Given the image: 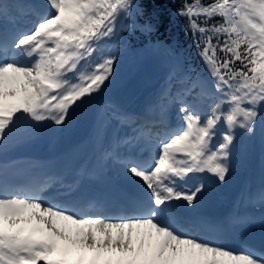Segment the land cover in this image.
Returning <instances> with one entry per match:
<instances>
[{"label":"snow or ice","instance_id":"snow-or-ice-1","mask_svg":"<svg viewBox=\"0 0 264 264\" xmlns=\"http://www.w3.org/2000/svg\"><path fill=\"white\" fill-rule=\"evenodd\" d=\"M45 3L30 28H0V149L21 131L67 126L104 91L117 60L104 44L138 8L135 0ZM176 14L208 80L184 89L174 125L148 120L124 141H146L139 154L117 157L137 194L113 209L58 201L48 182L0 180V264H264V246L209 237L176 212L197 206L206 175L225 181L237 131L254 134L264 115V0H183ZM10 19L0 0V22ZM258 195L264 203V189Z\"/></svg>","mask_w":264,"mask_h":264},{"label":"bare ground","instance_id":"bare-ground-1","mask_svg":"<svg viewBox=\"0 0 264 264\" xmlns=\"http://www.w3.org/2000/svg\"><path fill=\"white\" fill-rule=\"evenodd\" d=\"M14 1L20 2L22 0ZM27 1L32 5H36L35 11L43 13L47 10L45 0ZM104 49L106 53L119 54L117 48L106 49L104 46ZM161 52L162 49L157 45H149L136 51L134 50V52H130L124 57H117L115 74L111 83L100 95L78 111L67 126L57 127L49 124L45 127L21 131L6 142L5 147L0 149V163L26 156L33 166L46 168L47 165L45 163L51 162L52 159L59 155H66L73 150L81 148L87 156V172L91 171L90 163L93 157L99 160L111 175L123 179L133 186L126 178L123 166L112 162L106 154L112 153L115 157L123 156L120 153L121 148L130 152L129 150L133 149L134 151L141 145H132L131 149L122 144L118 145L122 139L115 131L117 119L115 115L116 113H122L124 110L128 113L139 112L140 110L150 114L158 112L159 92L154 94V98L150 97L147 103L141 102L139 95L146 92L152 83L151 80L142 79L143 76L147 77L144 69L145 60ZM162 67L163 70L167 65L162 64ZM164 74L167 75V72ZM131 77L141 78L142 90L139 91L138 87L140 85H137L129 89L122 100L115 98L114 96L118 91L128 88V80L129 82L133 81V79H130ZM156 82L160 83L161 80L158 79ZM162 83H169V76L166 77L165 81L162 80ZM160 86L159 88H161ZM180 90L181 88H178V91ZM135 91L139 95H135ZM106 100L110 101L109 105L104 104ZM176 110V106L171 108V112ZM256 126L258 136H255V132L254 134H248L244 130L242 131L246 139L244 142L240 133H236V141L231 154V170L227 174L225 181L220 182L211 174L206 175L204 177L206 187L197 206L194 208L179 206L176 209L181 212L184 209L188 210V214L182 215L184 221H194L199 212L209 207L213 208L215 206L216 209L214 211L216 212L220 211L221 208H232L233 205L236 207L238 205L236 199L242 201L248 193L260 192L264 189V154H261V162L256 160V153L260 147L257 144L258 138L260 145H262L261 149L264 151V121H262V116ZM59 170L62 173L68 172V168H60ZM55 173H59V171ZM58 176L61 177L60 174ZM67 177L66 175L62 176L64 179ZM58 181H60V178ZM239 190L241 191L238 192ZM260 225L261 228L255 229L261 230L260 237L264 240V219L259 223V227Z\"/></svg>","mask_w":264,"mask_h":264},{"label":"rangeland","instance_id":"rangeland-1","mask_svg":"<svg viewBox=\"0 0 264 264\" xmlns=\"http://www.w3.org/2000/svg\"><path fill=\"white\" fill-rule=\"evenodd\" d=\"M140 14L141 11L138 6V8L133 10L132 16L130 18L122 21V24L124 26L120 29L116 38L109 41L111 45H108V42H106L105 44H107L108 47H112L115 49L117 48L119 50L118 51L119 54L116 55L117 57L119 56L124 57L128 53L134 52V50L136 51L139 48H143L149 45H157L159 48L162 49V52L160 54L157 53L156 55H153L151 58H148L149 60L148 59L145 60L144 69L146 70L147 77L143 76L142 79L151 80L152 83L149 86L150 88L147 89L146 92L140 93V95L138 94V92L135 91V95L136 94L139 95L141 102L147 103L150 97L154 98V94L159 92V90L166 89L165 85L167 84L166 83L163 84L162 80L165 81L167 76H169V81L171 80L177 82L179 84V85L177 84L178 86H181V84L183 86L187 85V88L192 86V82L194 80H197L198 78L203 80H208V74L204 70V66L201 62V59L200 58L197 59L198 57L197 51H195V53L193 54L191 53V51L186 49V52L188 54L184 58L182 56L184 55L185 52L181 49L177 50V46H176L177 43L175 40H173L171 43H163L153 40V38L150 35L151 31L148 32L144 30L143 26L145 25V23L141 21ZM162 64L167 65V67L163 70H162L163 68ZM166 72L167 75L164 74ZM130 79H133V81L129 82L128 80L129 83V85L127 86L128 88H126V90L121 89L120 91H118L114 96L115 98L122 100L125 96V93L129 89L137 85H140L138 87L139 91L142 90L140 84L141 78L138 79L137 77L135 78L131 77ZM158 79L161 80L160 82L161 84L156 82ZM159 86L161 88H159ZM179 88H181V90H183V88L185 89V87L183 88L179 87ZM180 91H178V93H180ZM194 91L198 92L199 89H196ZM195 92L194 95L185 96V99L188 102H194ZM144 94L146 96V99L142 100ZM204 103L206 104L207 101L205 100ZM262 121H264V115H262ZM242 131L243 130H238L237 132L240 133L242 141L244 142L246 139ZM256 131H257V126L255 128V136H258ZM257 142H258L257 143L258 146L260 147L258 151L259 153L258 152L256 153V160L261 162L262 160L261 154H264V151H262L261 149L262 145H260L259 138L257 139Z\"/></svg>","mask_w":264,"mask_h":264},{"label":"trees","instance_id":"trees-1","mask_svg":"<svg viewBox=\"0 0 264 264\" xmlns=\"http://www.w3.org/2000/svg\"><path fill=\"white\" fill-rule=\"evenodd\" d=\"M142 8L141 20L153 26L151 37L164 43H177V50H183V57L187 56L186 49L195 53L191 33L186 31L184 18L178 16L177 9L183 0H138ZM207 2V0H205ZM219 19V18H218Z\"/></svg>","mask_w":264,"mask_h":264}]
</instances>
